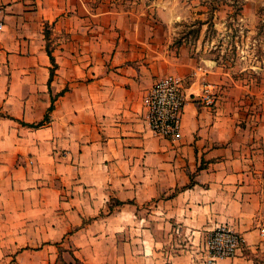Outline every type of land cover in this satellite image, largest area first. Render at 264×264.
Returning a JSON list of instances; mask_svg holds the SVG:
<instances>
[{
	"label": "crops",
	"instance_id": "obj_1",
	"mask_svg": "<svg viewBox=\"0 0 264 264\" xmlns=\"http://www.w3.org/2000/svg\"><path fill=\"white\" fill-rule=\"evenodd\" d=\"M88 5L0 0V224H26L17 238L44 241L15 251L16 264H55L64 243L69 264H148L134 243L147 229L107 225L142 221L137 204L171 191L181 228L175 239L229 225L253 248L264 222V122L245 127L225 110L228 72L216 60L199 56L191 42L173 46L180 15L173 1ZM170 74L184 78L189 96L177 138L155 134L144 106L156 81ZM206 82L219 95L212 106L197 100ZM52 176L66 182L43 179ZM26 182L35 185L21 190ZM9 191L29 195L27 216L22 205L16 219L2 214ZM112 198L123 202L120 216H97ZM185 242L175 264H199L195 245ZM216 264L261 263L237 253Z\"/></svg>",
	"mask_w": 264,
	"mask_h": 264
},
{
	"label": "rangeland",
	"instance_id": "obj_2",
	"mask_svg": "<svg viewBox=\"0 0 264 264\" xmlns=\"http://www.w3.org/2000/svg\"><path fill=\"white\" fill-rule=\"evenodd\" d=\"M157 1L85 0L89 3V9L94 11L105 9L112 2L115 3L117 9L132 6H151L152 8ZM171 1L180 14L177 27L173 32V46H180L184 41L191 42L199 56H208L216 60L221 68L228 72L226 84L223 86L225 89L220 97L225 110L245 127L248 125L255 127L264 122V0ZM50 27L51 24H45V31L49 38H51ZM52 44L53 42H49V48ZM217 98L219 99V95ZM43 179L45 182L55 184L66 182L61 180L62 178L59 176ZM34 185L35 182H26L21 184L20 189L28 191ZM8 186L10 184L5 185L4 188L9 189ZM3 194L5 195L2 203L7 207V211L2 212V214L8 215L11 219H16L22 210L17 211L15 208L22 205L25 209L23 210V217L27 216L28 194L25 198L23 193V199H20L21 195L18 196L11 191ZM167 194L166 196L165 194L156 196L143 206L137 204L136 215L137 217L142 215V221L139 219L131 222L127 219L123 222L117 220L107 225L108 230L112 231L117 228L123 229L124 232L126 226L128 228L132 226V233L135 234L141 230V227L147 229V234L142 235L140 240L139 235H137L138 239L134 243L137 250H143L149 254L148 264H175V249L180 245H185L186 240L191 242L192 246L195 245L194 249L197 252L195 260L199 264H216L219 259L210 262L209 259L205 260L204 256H201L205 240L218 227L230 228L229 225L217 226L206 232L204 237L199 233L200 230L195 229L198 233L192 232L193 238L191 240H189V236H185L186 240L180 239L182 236L175 239V228L178 231L181 229L178 225L175 226V191ZM173 196L174 199H172ZM111 201L112 204L109 207L102 208L96 215L109 216L110 218L115 215L120 216V214H116L115 210L123 205V202L117 198L115 200L112 198ZM4 210L6 209L4 208ZM200 214L197 210L196 216L198 217ZM131 215L133 217L134 214L131 213ZM126 216L129 217V213H124L123 217ZM163 219H165L164 223ZM27 227L26 224L21 223L0 224V264H16L15 251L34 249L44 243L41 240L16 237L14 232H20ZM263 228L264 222L260 225V230ZM238 234L242 239L241 250L238 253H244L257 263L264 264V247H260L261 243H264V236L260 234L259 243L253 245V248L247 249L243 236ZM62 246L55 250V254L60 251L55 264H69L73 261V257L69 253V251L72 252V249L68 247L67 243ZM63 249L65 253L62 252ZM6 251L7 253H5ZM75 264L88 263L76 259Z\"/></svg>",
	"mask_w": 264,
	"mask_h": 264
},
{
	"label": "built area",
	"instance_id": "obj_3",
	"mask_svg": "<svg viewBox=\"0 0 264 264\" xmlns=\"http://www.w3.org/2000/svg\"><path fill=\"white\" fill-rule=\"evenodd\" d=\"M201 103L212 106L216 103L215 87L203 83L201 92L197 94ZM189 101L185 80L179 75H165L152 86L144 98L147 110V121L153 132L167 138L180 135L185 107ZM264 236V228L261 230ZM242 239L233 229L226 226L218 227L205 240L204 250L210 262L229 258L241 250Z\"/></svg>",
	"mask_w": 264,
	"mask_h": 264
},
{
	"label": "trees",
	"instance_id": "obj_4",
	"mask_svg": "<svg viewBox=\"0 0 264 264\" xmlns=\"http://www.w3.org/2000/svg\"><path fill=\"white\" fill-rule=\"evenodd\" d=\"M48 52H49V55H50L51 59L54 61V56L52 54V51L51 50H48ZM47 119H48V117H47Z\"/></svg>",
	"mask_w": 264,
	"mask_h": 264
}]
</instances>
